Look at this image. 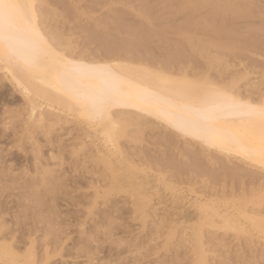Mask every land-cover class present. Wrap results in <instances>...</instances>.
Instances as JSON below:
<instances>
[{
  "label": "rangeland",
  "instance_id": "rangeland-1",
  "mask_svg": "<svg viewBox=\"0 0 264 264\" xmlns=\"http://www.w3.org/2000/svg\"><path fill=\"white\" fill-rule=\"evenodd\" d=\"M35 10L68 56L264 101V0H35ZM26 94L0 67V242L17 259L31 247L37 264H264L263 166L117 107L115 151L76 110L36 98L31 113Z\"/></svg>",
  "mask_w": 264,
  "mask_h": 264
},
{
  "label": "bare ground",
  "instance_id": "bare-ground-1",
  "mask_svg": "<svg viewBox=\"0 0 264 264\" xmlns=\"http://www.w3.org/2000/svg\"><path fill=\"white\" fill-rule=\"evenodd\" d=\"M36 12L35 0H0V67L27 92V102L32 103L31 113L40 102L36 104V98L76 110L92 127L98 128L102 139L116 151L119 146L113 109H133L150 114L182 133L200 138L208 147L234 152L264 167L263 100L251 102L231 91L195 83L143 65L68 56L45 37ZM48 105L51 104L45 106ZM145 202L144 197L137 196L136 211L144 212ZM200 206L208 207L205 204ZM210 207V211L205 209L206 215L215 212V208ZM242 209L238 215L244 221L254 227L261 226L263 222L259 223L258 218ZM235 218L228 214L223 216L226 226L229 224L234 230L244 228L245 222L242 224ZM262 225L258 227L260 232ZM32 250L27 248L24 257L17 259V253L10 244L0 242V264H37Z\"/></svg>",
  "mask_w": 264,
  "mask_h": 264
}]
</instances>
